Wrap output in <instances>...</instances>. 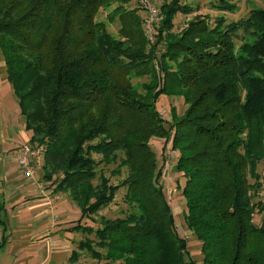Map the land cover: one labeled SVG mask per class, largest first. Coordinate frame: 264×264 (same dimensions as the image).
I'll return each mask as SVG.
<instances>
[{"label": "trees", "instance_id": "obj_1", "mask_svg": "<svg viewBox=\"0 0 264 264\" xmlns=\"http://www.w3.org/2000/svg\"><path fill=\"white\" fill-rule=\"evenodd\" d=\"M128 1L0 0L6 79L29 142L44 145L39 181L80 208L72 229L86 238L68 264L82 251L104 264H196L159 184L152 136L179 152L183 221L201 264H264V223L254 222L264 209V7L232 20L223 13L238 6L214 0L211 19L198 4L163 0L151 42ZM180 14L192 17L175 30ZM161 95L185 105L170 106L168 128ZM119 192L122 214L100 215ZM97 215L96 226L80 222Z\"/></svg>", "mask_w": 264, "mask_h": 264}, {"label": "rangeland", "instance_id": "obj_2", "mask_svg": "<svg viewBox=\"0 0 264 264\" xmlns=\"http://www.w3.org/2000/svg\"><path fill=\"white\" fill-rule=\"evenodd\" d=\"M148 1L158 9L159 4L163 0ZM181 1L192 5L198 4L200 7L199 12L209 14L211 19L219 13L209 6V2L214 0ZM229 1L234 2L238 6V11L234 13H223L228 19L232 20H239L247 14L250 8L264 7V0ZM126 6L140 7L139 10L141 9V11H139V13L144 17V21H146L148 13L144 6L139 4L138 0H129ZM105 14L106 10L101 9L98 13V19H104ZM190 17H192L191 14H180L176 16L175 30L179 29ZM143 26L145 29V22ZM0 68L5 70L1 53ZM171 105L177 107L179 113L185 109V105L179 98H170L167 95H161L156 101V106L165 119L167 128L170 125L168 120L170 117ZM150 144L155 152L157 169H160L159 184L162 186L169 202L177 231L186 239L187 257L193 259L196 264H201L202 253L200 241H198L195 235L186 228L183 221L185 200L182 195V186L185 179L176 168V159L179 152L176 149H172L171 139L168 138V136H152ZM41 165V161H39V170H41ZM258 170L263 182V187L258 199L264 207V159L259 162ZM29 181L32 183L34 182L31 180ZM46 185L50 188L48 183H46ZM122 194L123 192H119L114 202L102 209L99 214L106 217H114L122 214V210L126 208V205L120 199ZM4 196V208L1 210L0 214V243L4 244L0 247V264H15L14 261H16L17 258L33 261L34 264H66L72 251L78 250L77 243L79 240L86 238V235L72 229L73 225L79 222L78 219L81 213L78 204L71 199L68 193L50 192L49 198H54L52 210L45 211L47 204L43 203L36 217L32 216L33 210H27L21 203H15L11 200L15 195H11L8 187H6ZM91 221L85 218L80 222L96 226L99 222L98 215L94 216V219ZM254 222L256 224L264 223V209L255 214ZM29 233L31 236L28 238ZM10 237L14 239V242L17 244L10 243ZM89 237L94 238V235L90 234ZM47 260H49V262H46ZM79 264H104V262L91 259L87 256L85 251H82Z\"/></svg>", "mask_w": 264, "mask_h": 264}, {"label": "crops", "instance_id": "obj_3", "mask_svg": "<svg viewBox=\"0 0 264 264\" xmlns=\"http://www.w3.org/2000/svg\"><path fill=\"white\" fill-rule=\"evenodd\" d=\"M0 127V157H2L0 158V214L4 208L6 187L9 188L11 195H15L11 200L15 203H21L27 210H33V217L39 214L43 203L47 204L45 211H51L54 198L50 199L49 193L53 192L52 187L48 188L46 183L39 181L40 170L37 179L40 183L36 181L32 183L24 176L23 170L19 166L17 150L23 144L30 143L31 132L26 128L25 119L20 112L13 89L6 79L5 70L1 68ZM39 161L42 162V158ZM30 236L31 234L29 233L28 238ZM9 241L17 244L11 237ZM3 245V243H0V247ZM14 262L15 264H34L33 261L19 258ZM46 262H49V260ZM66 264H68V260Z\"/></svg>", "mask_w": 264, "mask_h": 264}, {"label": "built area", "instance_id": "obj_4", "mask_svg": "<svg viewBox=\"0 0 264 264\" xmlns=\"http://www.w3.org/2000/svg\"><path fill=\"white\" fill-rule=\"evenodd\" d=\"M139 3L144 6L148 13L145 21V32L149 41L152 42L154 40L153 26L160 20L159 11L148 0H139ZM43 150V144L30 143L23 144L17 150L19 166L22 168L24 176L31 181L39 182L37 180L39 177L38 162L43 157Z\"/></svg>", "mask_w": 264, "mask_h": 264}]
</instances>
